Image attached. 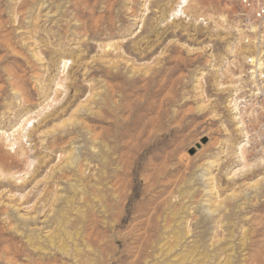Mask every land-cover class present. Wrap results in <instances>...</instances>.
Wrapping results in <instances>:
<instances>
[{
	"label": "rangeland",
	"instance_id": "374dc122",
	"mask_svg": "<svg viewBox=\"0 0 264 264\" xmlns=\"http://www.w3.org/2000/svg\"><path fill=\"white\" fill-rule=\"evenodd\" d=\"M180 2L0 0V264H264L238 0Z\"/></svg>",
	"mask_w": 264,
	"mask_h": 264
},
{
	"label": "built area",
	"instance_id": "2783aa9c",
	"mask_svg": "<svg viewBox=\"0 0 264 264\" xmlns=\"http://www.w3.org/2000/svg\"><path fill=\"white\" fill-rule=\"evenodd\" d=\"M235 17L240 21V29L249 31L248 35L252 37V41L256 38L263 40L264 0H238ZM246 59V76L242 81V88L234 92L233 98H238L239 108L245 113V120L255 122L258 133L264 137V46L253 47V52L249 53ZM251 111H254L253 115L249 116Z\"/></svg>",
	"mask_w": 264,
	"mask_h": 264
},
{
	"label": "bare ground",
	"instance_id": "6f19581e",
	"mask_svg": "<svg viewBox=\"0 0 264 264\" xmlns=\"http://www.w3.org/2000/svg\"><path fill=\"white\" fill-rule=\"evenodd\" d=\"M188 2H189V0H181V2H180V4H179V6H178V8L177 9H175L174 10V12L172 13L173 14V16L174 17H179L181 14H185V7L184 6H186L187 4H188ZM237 6H238V4H237ZM237 11V9L235 10V12ZM222 20L225 22V21H227L226 20V17L225 16H223L222 17ZM234 24L236 25V29L238 30V32H239V34H240V36H241V39L243 40V42L245 43V45L247 46V49H245V54H244V59L245 60H247L246 58H247V55L249 54V53H252L251 52V50H249L250 48H248L249 46H253L254 48H260L261 46H264V38H263V40H257V38L255 39V40H253L252 41V37H250L249 35H248V33H249V31H247V30H242V29H240V26H241V24H240V21H237V22H234ZM261 41H263V42H261ZM245 60H244V71L245 70H247V66H245ZM246 75H244V73H243V78L241 79V81H240V83H239V85L236 87V90L238 91L239 89H241L242 87H241V84H243L242 83V81L244 80V77H245ZM235 93H233V95H234ZM238 94V93H237ZM236 96V95H235ZM232 101H233V106H234V112L235 113H239V114H241L242 115V117H243V119H244V121H246L245 120V117H244V112L243 111H241V109L239 108V103H238V98H236V97H232V99H231ZM230 107H231V103H230ZM237 110V111H236ZM253 112L254 111H251V113L249 114V116H252L253 115ZM252 123H254V122H252V120H249V125L247 124V128H248V130H249V126L252 124ZM258 136L259 137H262L261 136V134L260 133H258ZM15 143H13V145H14ZM153 221V217L152 218H149V224L151 223ZM68 238H73V236L72 235H69L68 236Z\"/></svg>",
	"mask_w": 264,
	"mask_h": 264
}]
</instances>
